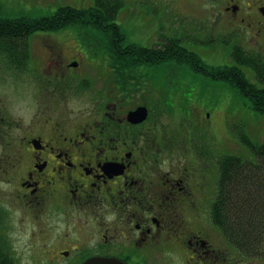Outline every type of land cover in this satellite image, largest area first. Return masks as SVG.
<instances>
[{"label":"flooded vegetation","instance_id":"af4514ba","mask_svg":"<svg viewBox=\"0 0 264 264\" xmlns=\"http://www.w3.org/2000/svg\"><path fill=\"white\" fill-rule=\"evenodd\" d=\"M202 1L188 0L190 6ZM210 1L218 6V19L227 23L223 28H231L240 45L247 32L254 45L264 41V0ZM82 2L38 0L40 5L27 8L37 15H24L39 20L37 31L0 48V75L9 77V88H0V96L9 98V104L20 99L26 111L35 109L42 115V120L36 119L37 131L35 125L22 138L10 135L4 147L14 152L13 162L4 161L11 172L25 175L21 190L13 193L21 208L40 211L54 198L44 211L52 222L41 232L38 254L43 258L55 251L64 261L44 263L85 264L104 258L122 264H162L164 258L170 264H264V257L244 256L225 235L218 205L227 153L214 126L194 118L203 104L196 92L171 88L167 107L182 123L170 129L163 126L159 112L165 105L157 96L159 90H151L153 99L144 101L139 88L112 86L114 75L119 83L134 81L132 72L140 76L144 66L130 67L131 51L152 49L155 56L160 54L165 42L160 10L143 11L155 30L141 33L146 37L142 44L131 41L138 37L130 32L131 37L125 33L123 39L90 40L79 37L74 21L77 10L85 8ZM60 11L67 14L59 16ZM126 38L129 43L123 46ZM98 66L104 67L106 80H97L92 67ZM158 76L154 71L149 79ZM77 105L91 107L92 116L86 115L89 108L73 110ZM143 108L145 119L130 117ZM11 113L0 112L3 141L20 123L13 122ZM5 214L0 209V264H24L11 233L2 234L3 224H9Z\"/></svg>","mask_w":264,"mask_h":264},{"label":"rangeland","instance_id":"374dc122","mask_svg":"<svg viewBox=\"0 0 264 264\" xmlns=\"http://www.w3.org/2000/svg\"><path fill=\"white\" fill-rule=\"evenodd\" d=\"M37 1L38 0H0V16L21 18L24 15H37L38 12L36 10L27 12V8L40 5L36 3ZM80 1L81 0H77V2ZM21 2H23L26 7L21 5ZM155 2L159 3V5H154ZM82 3H84L85 6L91 5L87 0H83ZM149 7H151V9L158 8L160 10L159 12H162L158 18V21H161V27H163V30H161L162 32L160 31L162 35L178 34L175 33L173 29L176 30V28H178L180 31L182 29L188 30L193 28V26L197 28H210V30L213 29L215 31L214 40L209 43L210 45L206 44L210 41L207 34L196 33L197 38L201 39V41H199L201 43H187L186 47L198 53L208 66L217 67L233 65L232 48L233 46L239 47V41L236 33H233L231 28H223L227 23L222 22L221 18L218 19L220 17V12H218V6L215 5V3L210 0H203L199 5L190 6L188 0H133L131 2L127 0L126 6L121 10L117 21L123 27L128 37H131L132 34H137L134 36H137L138 40H131L133 42L142 44L146 37L141 35V33L150 34V31L155 30V26L153 25L154 22L151 21L147 23L146 15L143 13L145 10L149 11ZM77 30L80 33L79 37H82L86 31L79 28H77ZM186 32L187 31H183L182 34L191 35ZM225 33L227 35H224ZM88 34L90 40L101 37L99 32L95 30H89ZM84 37L86 36L84 35ZM218 39H220V42ZM245 39V41L243 39V47L248 49L252 46L254 51H258L264 56V41L254 45L253 42L255 40H250V34L248 32L245 35ZM223 41L228 43H222ZM183 42L186 43L187 41L185 40ZM128 43L129 41L126 38V40L123 41V46H127ZM82 47L89 50V47L86 45H82ZM36 52L37 49L35 53ZM241 69L245 70L252 81L255 79L249 67H242ZM92 70L93 73L97 75L98 81L108 78L103 66L92 67ZM154 71L159 76L151 80L149 77L154 74ZM136 73H139V71ZM129 77L130 80L134 81H127L126 79V82L121 80L119 83L114 75L112 77L115 84L112 85L113 88H119L118 85L120 88H122V86L124 88H131L130 91H135L139 88L145 96L144 101L153 99V93H150L151 90H159L160 92H157V96L162 104H165L161 106L159 112L164 122L163 126L168 125L170 129H175L179 122L182 123L179 114H176V116L171 115V108L167 107L170 103L171 88H186L195 91L198 99L203 102V104L202 107L195 110L194 118H198V122L202 121L204 124L207 123L214 126L215 135L222 141L228 155L237 156L244 161L255 160L251 148L243 141L244 138L241 139L240 136L243 137L245 133L250 143L253 145L264 144V113H258L251 109L249 102L239 95L228 83L208 80L199 75L196 71L181 67L178 62L162 64V66L158 68H154L153 65L151 67L144 66L138 78H136L135 74H130ZM8 79L9 77L6 75H0V88H9V83L6 81ZM253 82L258 83L260 87L263 86V84L259 83L257 80ZM97 84L98 86L106 87V85ZM1 93L3 95L5 94L3 91ZM0 100V112H6L8 115L12 112L13 122L20 121V123L13 125L12 130L9 129L8 133H5L4 141L0 139V209L5 211L6 214L3 218H6L9 222L8 225L3 224L1 228L2 234L11 233L13 244L17 248L15 252L18 254L19 260L24 264H45V259L48 262L52 260L64 261L63 258H58V253L55 251L50 250L43 258L40 256L41 254H38L41 252V232L46 230V227L50 226L52 222L46 218L44 211L51 205L54 198L43 203L39 209L40 211H31L21 208L20 201H16L15 203L16 196L13 193L21 190L22 177H25V175L21 177L19 173L15 171L11 172V167L5 164L4 161L8 158V161H10L9 163L13 162L11 155L14 154V152L4 147V144H9L11 140L10 135L22 138L26 131H29L36 125V119L42 120V115L35 109H33V112L30 110L26 111L25 104L21 103L20 99H18L19 103L16 104H9V98L3 96H0ZM23 100L24 99H22V101ZM88 108L90 111H88L86 115L90 117L94 110L88 105H77L73 110L78 112ZM33 119H35L34 122L32 121ZM39 125L35 126V131L38 130ZM36 233L40 236L33 237V234ZM164 260H167V262ZM158 264H160V262ZM162 264H170L169 259L163 258Z\"/></svg>","mask_w":264,"mask_h":264},{"label":"trees","instance_id":"16d2710c","mask_svg":"<svg viewBox=\"0 0 264 264\" xmlns=\"http://www.w3.org/2000/svg\"><path fill=\"white\" fill-rule=\"evenodd\" d=\"M92 4L87 9L77 10V22L76 18L74 19L77 28L94 29L101 36L123 39L126 34L116 20L119 10L125 4L124 1L93 0ZM64 13L66 12L60 11L58 15ZM55 20H58V17H52L51 21ZM37 23L38 19L32 20L28 17L1 18L0 48L8 47L10 39L33 34L37 31ZM193 37L191 34V38ZM191 42H194V39H191ZM168 43L170 44L166 50L158 56L145 49H136L138 56L136 52L131 51L130 63L137 66L140 63L159 65L171 61L178 62L181 67H188L208 80L228 83L249 102L251 109L264 113V87L253 83L241 69L251 68L255 79L264 85V59L259 54L244 53L240 51V47H234L232 55L234 65L211 67L201 60L198 53L180 49L177 41L169 40ZM121 61L122 56L118 54L115 63L119 64ZM240 138H244L243 141L251 148L256 161L226 157L222 171L223 190L218 205L219 218L224 221L227 235L245 253L264 255V144L253 145L245 133Z\"/></svg>","mask_w":264,"mask_h":264},{"label":"water","instance_id":"95a60500","mask_svg":"<svg viewBox=\"0 0 264 264\" xmlns=\"http://www.w3.org/2000/svg\"><path fill=\"white\" fill-rule=\"evenodd\" d=\"M144 112H145L144 109H139L131 113L130 117L137 121L143 120L146 118V115ZM115 263L116 262L114 260L95 258V259L89 260L86 264H115Z\"/></svg>","mask_w":264,"mask_h":264}]
</instances>
